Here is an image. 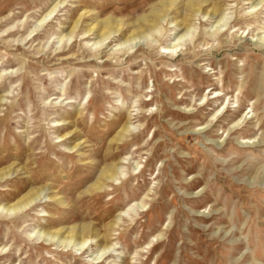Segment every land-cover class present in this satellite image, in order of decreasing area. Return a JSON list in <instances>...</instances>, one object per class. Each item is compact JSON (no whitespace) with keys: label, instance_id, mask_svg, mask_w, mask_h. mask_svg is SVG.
I'll return each mask as SVG.
<instances>
[{"label":"rangeland","instance_id":"374dc122","mask_svg":"<svg viewBox=\"0 0 264 264\" xmlns=\"http://www.w3.org/2000/svg\"><path fill=\"white\" fill-rule=\"evenodd\" d=\"M263 36L264 0H0V264H264Z\"/></svg>","mask_w":264,"mask_h":264},{"label":"bare ground","instance_id":"6f19581e","mask_svg":"<svg viewBox=\"0 0 264 264\" xmlns=\"http://www.w3.org/2000/svg\"><path fill=\"white\" fill-rule=\"evenodd\" d=\"M198 1V0H197ZM189 4H192V2H190ZM194 5H191V7L189 8V10H188V12H190V13H193L194 11H196V12H198L199 11V9H197V10H194V7H193ZM256 6V5H255ZM255 6H253V7H251L252 9L255 7ZM216 10V7H215V5H213L212 7H211V11H215ZM54 11V7H53V9H51L45 16H43L42 18H41V20L40 21H42L43 22V20L47 17V16H49L52 12ZM153 14V13H152ZM155 15V14H154ZM206 15H207V13H206ZM162 16L163 15H159V18H162ZM156 19V18H155ZM224 20V18H222V17H219L218 18V20H217V25H216V27L213 29V31H212V37H214L215 35H216V33L217 32H220V29L225 25V22L223 21ZM140 21V20H139ZM143 21L144 22H146V23H148L149 22V20H146V19H143ZM152 22V21H151ZM158 22V21H157ZM40 23V22H39ZM143 23V22H142ZM145 23V24H146ZM154 23H155V21H154ZM154 23H152V24H154ZM183 24H184V29H186L185 31H184V33L182 34V35H180L176 40H175V43H172L171 45H168L167 47H162V49H163V52L164 53H172V52H174L175 53V51H176V49L181 45V41H182V38L183 37H185L187 34H189V27H188V23H187V21H183L182 22ZM152 24H150V26H148V28L149 29H153V28H155ZM137 25H139V22L137 23ZM146 26V25H145ZM144 26V27H145ZM139 28L140 27H135L134 28V30L130 33V36L129 37H126L125 38V42H131V40H135L136 38H138V37H143V36H145V34H146V31H145V29H143V30H139ZM224 28V27H223ZM222 28V29H223ZM118 30H120V29H116V31H118ZM150 30V31H151ZM115 30L113 29V32H114ZM154 31V30H153ZM235 31V30H234ZM233 31V32H234ZM155 32H156V29H155ZM236 32V31H235ZM112 33V29L110 28V24H107V23H105L104 25H103V28H101V33L100 34H98L97 35V37H98V42L97 43H100V42H102L103 43V41L104 40H106L107 38H109V36H110V34ZM262 41H264V36L262 37V38H260ZM94 44H96L95 42H94ZM118 44V43H117ZM117 44H115L116 46H117ZM97 45V44H96ZM99 45V44H98ZM115 46V47H116ZM116 49V48H115ZM216 93V92H215ZM218 95L219 94H216L214 97H218ZM248 114V112L246 113V115ZM215 116V115H214ZM213 116V117H214ZM58 137V136H57ZM6 176V172L5 171H0V179H2L3 177H5ZM113 181H115V179H112ZM33 196H35V197H33ZM38 197V195H37V192H35L34 194H32V195H27V197H25V198H21V199H19L18 201H15L14 203H12V204H10V205H8L7 207H6V211H14V210H16V211H20V210H22V209H24V208H26L27 206H29L36 198ZM5 209V208H4ZM2 213V212H1ZM7 213V212H6ZM13 214H15V213H13ZM16 214H17V212H16ZM0 215H2V214H0ZM7 214H3V216H6ZM8 216V215H7ZM73 231H74V228H71V229H69V234L68 235H66L65 237H63V241H66L67 239L70 241V240H72V238H73V236H72V234H74L75 235V233H73ZM48 235H50V236H52V235H57V233L55 232V233H53V234H48ZM48 235H44V236H48ZM91 238L89 237V236H80V237H78V239L76 240V245H78L79 246V248H82V247H84V245L87 243V241H89ZM102 248H101V251L100 252H102V254H100V255H103L108 249H110V247L112 246V245H108V244H104V245H100Z\"/></svg>","mask_w":264,"mask_h":264},{"label":"snow or ice","instance_id":"6c2138e0","mask_svg":"<svg viewBox=\"0 0 264 264\" xmlns=\"http://www.w3.org/2000/svg\"><path fill=\"white\" fill-rule=\"evenodd\" d=\"M163 51V49H161Z\"/></svg>","mask_w":264,"mask_h":264}]
</instances>
